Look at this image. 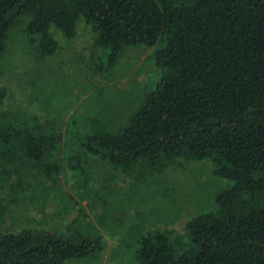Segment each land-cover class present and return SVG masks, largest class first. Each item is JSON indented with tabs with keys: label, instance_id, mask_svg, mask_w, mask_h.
<instances>
[{
	"label": "trees",
	"instance_id": "obj_1",
	"mask_svg": "<svg viewBox=\"0 0 264 264\" xmlns=\"http://www.w3.org/2000/svg\"><path fill=\"white\" fill-rule=\"evenodd\" d=\"M78 22L89 26L105 69L128 48L150 49L155 81L121 124L86 129L71 118L77 148L64 157L61 122L3 108L9 90L0 86V186H9L10 202L36 187L26 181L31 171L54 182L65 165L87 182L97 161L148 187L166 167L208 161L226 181L213 206L181 232L131 224L116 264H264V0H0V53L18 26L28 56L49 64ZM46 73L33 76L57 97ZM105 247L95 224L77 219L0 229V264H94Z\"/></svg>",
	"mask_w": 264,
	"mask_h": 264
},
{
	"label": "rangeland",
	"instance_id": "obj_2",
	"mask_svg": "<svg viewBox=\"0 0 264 264\" xmlns=\"http://www.w3.org/2000/svg\"><path fill=\"white\" fill-rule=\"evenodd\" d=\"M30 51L25 36L15 26L0 53V86L9 90L3 108L61 122V157L77 148L68 124L71 118L81 120L86 129L106 126L108 120L122 123L138 106L144 90L151 88L157 74L148 59L150 49L144 47L128 48L115 66L105 69L102 50L94 44L93 34L84 22L77 23L74 37L62 44L49 64L30 58ZM38 69L47 72L45 78L53 79L50 87L57 85V97L50 96L47 81L33 76ZM65 90L69 93L66 97L62 96ZM118 122L116 125L121 124ZM181 165L166 167L163 173L147 180L151 182L148 187L136 183L130 172L97 161L87 170V182H80L65 165L54 182L45 177L37 182L31 175L34 171L28 172L26 181L36 182V187L20 192L15 203L10 202L9 186H0V229L58 227L75 219L81 224L94 223L106 241L105 254L94 264H116L131 224L181 232L187 218L213 206L215 194L226 181L214 175L208 161Z\"/></svg>",
	"mask_w": 264,
	"mask_h": 264
}]
</instances>
